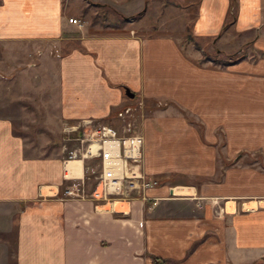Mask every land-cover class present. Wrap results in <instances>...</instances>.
<instances>
[{
  "label": "crops",
  "instance_id": "crops-1",
  "mask_svg": "<svg viewBox=\"0 0 264 264\" xmlns=\"http://www.w3.org/2000/svg\"><path fill=\"white\" fill-rule=\"evenodd\" d=\"M146 2L0 0V42L79 40L58 61L62 122L111 119L133 102L126 89L159 105L142 122L143 169L160 182L149 195L165 199L151 210L135 201L127 216L62 200L85 163L33 155L0 118V229L15 226L13 264H264V0H238L227 28L232 0H199L193 36L236 39L223 64L225 49L198 63L204 56L172 35L95 34L69 22L107 6L133 23Z\"/></svg>",
  "mask_w": 264,
  "mask_h": 264
},
{
  "label": "rangeland",
  "instance_id": "rangeland-1",
  "mask_svg": "<svg viewBox=\"0 0 264 264\" xmlns=\"http://www.w3.org/2000/svg\"><path fill=\"white\" fill-rule=\"evenodd\" d=\"M148 1L145 3L146 14L133 23H126L124 20L117 22L110 9L90 7L89 12L83 13L82 20L78 21V27L81 28L82 24H85L84 26L89 28L90 33L95 34L111 33L115 28L124 27L126 32L132 31L135 36L142 38L172 35L181 39L184 48L195 58L204 56L203 60L202 58L195 59L198 63L201 61L206 63L213 58L216 60V50H226L222 51L224 54L219 57L220 61L216 60L219 64H223L230 54L236 53L237 50L231 46L236 42L235 38H230L225 44L217 46L212 45V39H196L193 36V19L198 12L199 0H180L182 4L178 6L175 0H170L173 4L166 0ZM238 7V0H233L231 4L233 18L238 16ZM70 39L59 42L45 41L44 43L41 41L0 42V118L9 119L14 125L15 133L22 135L28 146H35L29 149H33L31 152L35 156L57 155L65 158L66 149H73L77 145L65 141L67 135L64 133V128L68 123L59 119L58 61L72 49L80 48L79 40ZM136 99L137 97L130 99L133 102L120 110H132L130 114L132 117L125 122L132 124L134 134L142 135L143 120L151 118L152 112L159 105L155 107V105ZM116 115L117 113L104 122L123 132L125 124L122 120L116 119ZM148 177L153 178L147 175ZM94 186V179L87 184L89 191ZM176 193L184 192L177 190ZM144 204L150 210L155 208H152L150 203ZM4 212L1 211L0 214ZM14 247L15 226L9 231L0 229V264H2V259L5 258L4 261H6V257L9 258V262L11 261L10 264H13Z\"/></svg>",
  "mask_w": 264,
  "mask_h": 264
},
{
  "label": "built area",
  "instance_id": "built-area-1",
  "mask_svg": "<svg viewBox=\"0 0 264 264\" xmlns=\"http://www.w3.org/2000/svg\"><path fill=\"white\" fill-rule=\"evenodd\" d=\"M69 22L79 24L76 19ZM131 111L117 112L116 119L125 124L123 132L95 119L65 125V141L77 145L66 149L64 163L84 162L85 177L71 179L62 200H90L97 212L122 216L130 214L135 201L150 203L153 208L164 200L149 195V191L159 187L160 182L147 178L144 173V137L134 134L132 124L125 122L132 117ZM93 179L95 186L89 191L87 184Z\"/></svg>",
  "mask_w": 264,
  "mask_h": 264
},
{
  "label": "trees",
  "instance_id": "trees-1",
  "mask_svg": "<svg viewBox=\"0 0 264 264\" xmlns=\"http://www.w3.org/2000/svg\"><path fill=\"white\" fill-rule=\"evenodd\" d=\"M232 1H233V0H232ZM96 6L99 7L98 5H96ZM100 7H101V6H100ZM102 7H104L105 9H110V8H108L107 6H102ZM110 10H111V12L114 14L115 19L117 20V22H119L120 20H124V21H127V20H128V17H125V16H123L122 14H120V13H118L117 11H114V10H112V9H110ZM141 15H142V13H141V14H138V15H136V16H134L133 18L138 19ZM232 16H233V15H230V17H229L228 20L226 21V23H225V28H227L228 26L232 25L233 21L235 20V18H233ZM119 23H120V22H119ZM239 58L242 59L243 57L240 56ZM225 64L229 65L228 61H227Z\"/></svg>",
  "mask_w": 264,
  "mask_h": 264
},
{
  "label": "water",
  "instance_id": "water-1",
  "mask_svg": "<svg viewBox=\"0 0 264 264\" xmlns=\"http://www.w3.org/2000/svg\"><path fill=\"white\" fill-rule=\"evenodd\" d=\"M126 96L131 100L136 98V94L131 92L129 89H126Z\"/></svg>",
  "mask_w": 264,
  "mask_h": 264
},
{
  "label": "bare ground",
  "instance_id": "bare-ground-1",
  "mask_svg": "<svg viewBox=\"0 0 264 264\" xmlns=\"http://www.w3.org/2000/svg\"><path fill=\"white\" fill-rule=\"evenodd\" d=\"M73 164H74V163H73ZM72 173H73V172H72ZM76 173H77V172H75V173H73V174H70V176H73V175H75V176H76Z\"/></svg>",
  "mask_w": 264,
  "mask_h": 264
}]
</instances>
